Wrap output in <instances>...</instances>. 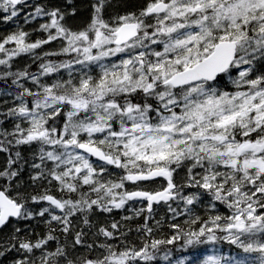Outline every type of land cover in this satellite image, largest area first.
<instances>
[{
	"label": "snow or ice",
	"instance_id": "6c2138e0",
	"mask_svg": "<svg viewBox=\"0 0 264 264\" xmlns=\"http://www.w3.org/2000/svg\"><path fill=\"white\" fill-rule=\"evenodd\" d=\"M115 7L91 0L77 26L73 0H0V24L46 18L43 37L0 35V264H173L179 241L244 254L203 264H264V0ZM204 195L229 214L156 238L169 219L157 206L175 221ZM130 202L142 206L125 223L97 221ZM38 218L47 231L33 238L22 222Z\"/></svg>",
	"mask_w": 264,
	"mask_h": 264
},
{
	"label": "trees",
	"instance_id": "16d2710c",
	"mask_svg": "<svg viewBox=\"0 0 264 264\" xmlns=\"http://www.w3.org/2000/svg\"><path fill=\"white\" fill-rule=\"evenodd\" d=\"M31 3H38V2H43V0H31ZM57 0H52V3H56ZM63 2V0H60ZM78 1L80 2V0H73V3L75 4V6L78 9L77 12V16L75 18H73L70 23H74L76 25H80V23L85 20V16H86V5L84 4H79ZM113 4L116 6L114 9H111L113 11H123L124 9H133L132 7L134 6H130L132 4L135 3V0H112ZM137 10V9H135ZM133 10V11H135ZM126 11V10H125ZM107 17V16H106ZM46 19V18H45ZM45 19L39 20V21H34L31 24L25 25L23 23V15L21 16L20 20L18 21L17 24H0V35H4L6 33H8L9 31H13L15 30L18 26L19 27H23L24 30L26 31H30L32 32V39H36V38H40L43 37L45 34L44 33H39V32H35L33 31V29L38 28L39 23H43L45 22ZM54 43V42H53ZM52 43V44H53ZM51 45V44H50ZM50 45H46L45 46V50L46 51H50V50H56L53 48H48ZM67 57H53L52 59L58 60V59H66ZM29 61L27 60V58H21L19 61V64L22 66L25 63H28ZM32 70L35 71L36 70V66L33 65L32 66ZM62 75L64 76V78H67V74L66 72L62 73ZM49 82H51V80H49ZM231 86L229 85V88ZM114 173H119L120 171L117 169L116 171H113ZM23 176V180L24 181H28V172H24L22 174ZM115 178V177H113ZM31 190V189H29ZM189 191H196L195 189L189 190ZM218 205H216L215 209H210L208 207L209 205V199L207 195H204L202 198V202H198L196 205L194 206H190L192 208L191 213H185L184 215L178 216V218H176L175 221H173L171 218L167 221V223L165 224L164 228L158 232L156 234V238H162L164 236H170L173 234V229L168 228L167 224L170 223H179L182 227H184L185 229H187L188 227H192V228H198L199 225H189L186 223V221H189L191 218H193L196 215H199L201 217L202 220H206L208 219L209 216L215 215V214H219L220 213V209L223 207L225 209H227L224 205L217 202ZM175 206V205H173ZM140 204L139 203H132L130 202V204L128 206H126L125 209L123 210H115L113 213L111 214H101L97 216V221L101 224H110L112 220H117V221H121V223H125L121 220V218L123 216H132L133 212L135 209L140 208ZM183 207V205H181V208ZM162 213L164 215H167L166 210L162 211ZM170 217V214H169ZM160 218V212L159 210H157V215H156V219ZM142 222V218H135L132 221H128L126 222L127 226H130L132 228H135V226ZM154 223V221L152 222ZM22 226L25 227V229L29 232V234L35 238L37 235H42L47 231V226L45 225V223L43 222V220L41 219H36L33 221H25L22 222ZM83 225H81L82 227ZM93 231H95V229H93ZM93 237L91 236V234L89 235L88 239L89 241H91ZM61 239L63 240L64 238L61 237ZM132 239H137V237L133 234L132 235ZM183 244V241H179L178 242V248L173 250H178L176 251V254L178 256V259H183L185 264H200V260L203 257V250L205 247V244H197L194 246H188L186 248H182L180 247V245ZM54 245V242H53ZM174 247V246H172ZM216 250H218L219 252H217L218 254H223L224 252L227 255H231V256H235L237 254H241L240 252H237L236 250L231 249L230 247H228L226 244L225 246H221V247H216ZM175 254V252L173 253ZM192 260V261H191ZM158 261L155 262V264ZM163 264H167V262H163ZM173 264H175V261H173Z\"/></svg>",
	"mask_w": 264,
	"mask_h": 264
},
{
	"label": "rangeland",
	"instance_id": "374dc122",
	"mask_svg": "<svg viewBox=\"0 0 264 264\" xmlns=\"http://www.w3.org/2000/svg\"><path fill=\"white\" fill-rule=\"evenodd\" d=\"M143 2V0H135V3L134 4H132V5H130V6H134V7H132L133 9H124L123 11H119L121 14H123L124 12H125V10L126 11H133V10H135V9H137L138 8V6L141 4ZM90 3H91V1L89 0V1H87V2H84V1H82V0H80V2H79V4H84V5H86V15H89L90 14V8H89V5H90ZM136 11V10H135ZM109 12L111 13V14H115V12L116 11H113V10H109ZM87 22V20H83L81 23H80V25H83L84 23H86ZM73 25H76V24H73ZM79 25V26H80ZM48 48H53V49H58L59 48V44L57 43V42H54L53 44H51ZM117 58H112V60L113 61H115ZM99 72V69H94V71H93V75H95V74H97ZM180 179H182L183 178V176H184V171L183 170H181L180 171ZM224 212V211H223ZM220 214H224V215H226V214H229L228 213V209H227V212L226 213H220ZM212 255H216L212 250H211V252L210 253H208V254H206L205 255V258H204V255H203V257L201 258V260H200V264H203V262H204V260L208 257V256H212ZM250 259H251V257H250ZM252 260V259H251Z\"/></svg>",
	"mask_w": 264,
	"mask_h": 264
},
{
	"label": "flooded vegetation",
	"instance_id": "af4514ba",
	"mask_svg": "<svg viewBox=\"0 0 264 264\" xmlns=\"http://www.w3.org/2000/svg\"><path fill=\"white\" fill-rule=\"evenodd\" d=\"M159 181H161L160 183L162 184V183H165V181H162V180H159ZM159 187V186H158ZM158 187H156V188H158Z\"/></svg>",
	"mask_w": 264,
	"mask_h": 264
}]
</instances>
